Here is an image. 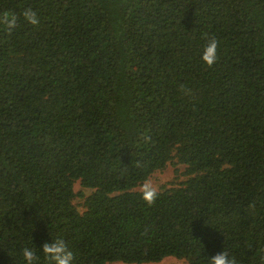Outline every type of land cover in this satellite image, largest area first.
<instances>
[{
    "label": "trees",
    "instance_id": "1",
    "mask_svg": "<svg viewBox=\"0 0 264 264\" xmlns=\"http://www.w3.org/2000/svg\"><path fill=\"white\" fill-rule=\"evenodd\" d=\"M4 11L18 27L0 25V264H26V247L48 264L55 239L74 264H210L223 251L264 264V0ZM168 166L185 179L150 206L137 189Z\"/></svg>",
    "mask_w": 264,
    "mask_h": 264
},
{
    "label": "clouds",
    "instance_id": "2",
    "mask_svg": "<svg viewBox=\"0 0 264 264\" xmlns=\"http://www.w3.org/2000/svg\"><path fill=\"white\" fill-rule=\"evenodd\" d=\"M24 18L32 25L39 24V18L37 12L32 8H26L23 12ZM0 25L4 26L6 30L11 33L15 28L18 27V17L9 11H4L0 13ZM218 59V41L215 38L209 39L206 44L202 60L209 66H213ZM181 89L187 94H191L190 90L181 86ZM140 191L143 200L148 205L155 204L158 197V189L154 186L151 180H145ZM42 252L48 261V264H74L75 254L69 248L68 244L63 239H55L50 243L45 242L42 246ZM23 258L26 264H36L39 257L36 252L30 248L23 249ZM210 264H238L234 256H229L225 251L216 254L211 257Z\"/></svg>",
    "mask_w": 264,
    "mask_h": 264
},
{
    "label": "rangeland",
    "instance_id": "3",
    "mask_svg": "<svg viewBox=\"0 0 264 264\" xmlns=\"http://www.w3.org/2000/svg\"><path fill=\"white\" fill-rule=\"evenodd\" d=\"M181 171L184 170V167H179ZM175 168L173 166H168L167 169L163 172H156L152 177L149 179L152 181L155 187H157L158 191L162 190L164 188L172 187V184L174 183H180L181 180H184L185 178L182 177L181 180L175 179ZM140 190V187L137 189ZM83 191L86 195H89L91 193L90 190L83 189L80 185V183H77L75 185V192ZM75 204L79 207L80 211L82 212L84 209L81 206L82 201L80 199H76ZM112 264H124V263H112ZM154 264H183L182 261L177 260L175 258H167L160 263H154Z\"/></svg>",
    "mask_w": 264,
    "mask_h": 264
}]
</instances>
